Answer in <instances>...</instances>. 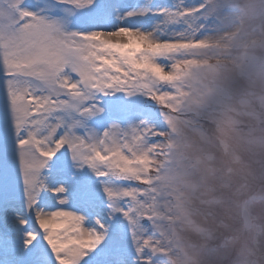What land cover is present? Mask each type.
Returning a JSON list of instances; mask_svg holds the SVG:
<instances>
[{"label":"snow or ice","instance_id":"6c2138e0","mask_svg":"<svg viewBox=\"0 0 264 264\" xmlns=\"http://www.w3.org/2000/svg\"><path fill=\"white\" fill-rule=\"evenodd\" d=\"M223 22L215 0H0V264H169L161 157Z\"/></svg>","mask_w":264,"mask_h":264},{"label":"clouds","instance_id":"9594fccd","mask_svg":"<svg viewBox=\"0 0 264 264\" xmlns=\"http://www.w3.org/2000/svg\"><path fill=\"white\" fill-rule=\"evenodd\" d=\"M190 112L162 157L169 264H264V76Z\"/></svg>","mask_w":264,"mask_h":264},{"label":"rangeland","instance_id":"374dc122","mask_svg":"<svg viewBox=\"0 0 264 264\" xmlns=\"http://www.w3.org/2000/svg\"><path fill=\"white\" fill-rule=\"evenodd\" d=\"M112 2L132 7L144 3L145 0ZM154 2L170 3L173 0ZM215 2L221 8L224 22L220 32L212 40V47L195 56L200 66L195 69V76L188 88L190 109L209 102L216 97L220 89L238 92L247 78L264 76L263 59L260 55L264 49V3H261V0H215ZM214 106L210 104V107ZM190 109L182 114L181 120L190 118ZM205 124L209 126L207 122ZM5 228L3 215L0 214V232Z\"/></svg>","mask_w":264,"mask_h":264},{"label":"bare ground","instance_id":"6f19581e","mask_svg":"<svg viewBox=\"0 0 264 264\" xmlns=\"http://www.w3.org/2000/svg\"><path fill=\"white\" fill-rule=\"evenodd\" d=\"M120 2H122V1H120ZM120 5L124 7L125 4L120 3ZM125 6H126V5H125Z\"/></svg>","mask_w":264,"mask_h":264},{"label":"water","instance_id":"95a60500","mask_svg":"<svg viewBox=\"0 0 264 264\" xmlns=\"http://www.w3.org/2000/svg\"><path fill=\"white\" fill-rule=\"evenodd\" d=\"M263 64H264V56H263Z\"/></svg>","mask_w":264,"mask_h":264}]
</instances>
